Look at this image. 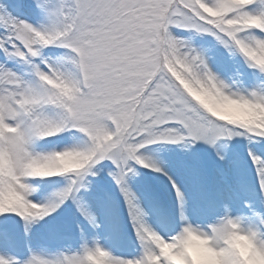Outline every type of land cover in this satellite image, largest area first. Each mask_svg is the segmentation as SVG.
Here are the masks:
<instances>
[{"label":"snow or ice","instance_id":"snow-or-ice-1","mask_svg":"<svg viewBox=\"0 0 264 264\" xmlns=\"http://www.w3.org/2000/svg\"><path fill=\"white\" fill-rule=\"evenodd\" d=\"M44 22L35 26L0 12V198L9 191L24 208L7 205L0 217H19L26 227L44 220L71 201L94 228L96 217L80 198L105 161L120 189L138 242L132 257L117 256L99 239L82 237L79 246L54 260L33 255L26 264H86L97 251L108 264H168L146 235L175 242L189 224L158 233L148 224L128 187L135 167L160 172L142 151L156 144L216 146L237 137L264 145V125L226 121L188 89L197 83L227 99L264 108V90L232 92L210 69L204 55L174 37L171 28L214 37L232 56L264 76V0H33ZM65 49L71 56L52 60L46 49ZM25 66L21 74L8 62ZM71 65L66 68L65 65ZM72 154L86 158L82 169L39 176L34 166ZM264 193V154L248 153ZM223 159V156H221ZM65 178L67 184L45 203L31 199L34 181ZM173 188H176L173 184ZM178 199L182 194L176 188ZM36 209L30 212L25 209ZM264 248V219L245 217ZM217 220L203 226L208 229ZM191 224V223H190ZM200 226V225H198ZM201 227V226H200ZM214 247L219 245L214 244ZM0 264H20L0 256Z\"/></svg>","mask_w":264,"mask_h":264},{"label":"rangeland","instance_id":"rangeland-1","mask_svg":"<svg viewBox=\"0 0 264 264\" xmlns=\"http://www.w3.org/2000/svg\"><path fill=\"white\" fill-rule=\"evenodd\" d=\"M27 5L23 0H0V12H6L13 18L26 20L37 26L44 20L36 9L33 0ZM24 3V5H23ZM174 37L189 42L190 46L200 51L210 69L232 92L248 94L251 91L264 90V76L249 68L238 56H232L214 37L200 35L171 28ZM46 57L56 60L72 54L65 49H46ZM0 57V62L3 61ZM9 63V62H8ZM14 70L24 74L30 72L25 66L10 61ZM71 68V65H65ZM223 151L232 169L227 168L219 158ZM264 154V145L249 143L242 137L231 141H218L216 146L199 142L192 144H156L142 151L146 157H156L165 170L175 176L176 188L182 194V200L176 195V188L166 186L156 172L148 168L135 167V174L128 178V187L136 197V204L145 214L150 226L158 233L178 229L181 216L199 220L205 226L220 218L227 203H232L236 216L250 217L254 214L264 219V193L260 190L248 153ZM109 171L114 166L105 161L98 166L95 177H86L90 186L82 190L80 198L93 216L98 212L104 215L103 224L94 228L80 213L77 207L67 202L57 212L30 226L14 215L0 217V256L2 252L9 258L17 259L20 264L28 261L24 247L30 251L46 255L47 259H57L61 253L69 252L79 246L82 237L107 239L101 242L117 256L132 257L138 253V242L128 214V207L120 189L115 184ZM36 191L31 199L44 203L51 194L66 186L62 177L32 182ZM171 187V186H170ZM182 212H177L178 210ZM203 228V227H202ZM105 246V247H106ZM7 258V256H6Z\"/></svg>","mask_w":264,"mask_h":264},{"label":"clouds","instance_id":"clouds-1","mask_svg":"<svg viewBox=\"0 0 264 264\" xmlns=\"http://www.w3.org/2000/svg\"><path fill=\"white\" fill-rule=\"evenodd\" d=\"M258 59L264 62V55ZM187 86L216 116L234 123L264 125V108L227 99L197 83L190 82ZM86 163V158L80 155L65 154L34 166L33 171L36 175L46 177L82 169ZM6 167V160L0 157V171ZM7 205L24 208L22 199L11 191L0 198V208ZM25 210L37 211L31 208ZM255 231L246 223L244 216L226 214L218 218L214 225H209L208 229L190 223L184 225L178 233L180 238L175 242L150 234L146 235V239L157 246L158 252L167 258L168 264H264V248L258 246L253 235ZM214 244L219 247H214ZM84 259L86 264H108L109 255L105 251H97L95 254H87Z\"/></svg>","mask_w":264,"mask_h":264},{"label":"bare ground","instance_id":"bare-ground-1","mask_svg":"<svg viewBox=\"0 0 264 264\" xmlns=\"http://www.w3.org/2000/svg\"><path fill=\"white\" fill-rule=\"evenodd\" d=\"M23 2L26 3V6L27 5L32 6L30 0H23ZM24 3H23V5H24ZM27 7H29V6H27ZM43 22H44V20L42 21V23ZM37 26H39V24ZM8 67L13 68V67H11V63L10 62L8 63ZM221 156H223V159H221ZM219 158L221 159V162L224 163V165L227 168L232 169L231 165L229 164V160L227 159V157L225 156V153L223 151L219 152ZM149 159H150V161L153 164H155V166L161 168V171L160 172H156L157 175L159 177H161L162 181H164V183L166 184L167 187H169L170 189H173L172 186H173L174 182L176 181L175 176H173L172 174H170L169 172H167V170H165V167L163 166V163L160 160L156 159V157L150 156ZM224 202H225V205L222 208V211H224V213H223V215L221 217L225 216L226 214H230L232 216H236V214L233 211L234 208L232 207V203H227L226 201H224ZM178 209L179 208H177L176 210H178ZM177 212H182V211L178 210ZM103 218H104V215L102 213H99L98 212V215H97V218H96L97 224H101L102 225L103 224ZM191 221L195 222L196 225H200L201 227H203L202 226L203 223H201V221H199V220H197V221L191 220ZM213 221H215V219ZM191 224H193V223H191ZM100 241L101 242L102 241L103 242H106L107 239L106 240L105 239L103 240V239L100 238ZM106 248H107V246H106ZM2 254H3L2 256H4V257L7 256V258H9V255L7 253L2 252ZM33 255L40 256L42 258L47 259L46 258V255L45 254H42V252L40 250V253L39 252H35V251H30L29 254L26 256L27 260H29ZM157 264H158V261H157Z\"/></svg>","mask_w":264,"mask_h":264}]
</instances>
